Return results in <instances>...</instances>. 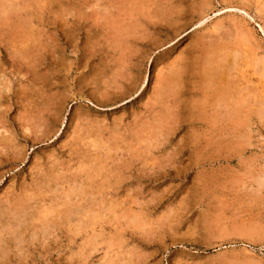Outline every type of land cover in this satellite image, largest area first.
Instances as JSON below:
<instances>
[{"label":"rangeland","instance_id":"1","mask_svg":"<svg viewBox=\"0 0 264 264\" xmlns=\"http://www.w3.org/2000/svg\"><path fill=\"white\" fill-rule=\"evenodd\" d=\"M1 6L0 264H264V0Z\"/></svg>","mask_w":264,"mask_h":264},{"label":"bare ground","instance_id":"2","mask_svg":"<svg viewBox=\"0 0 264 264\" xmlns=\"http://www.w3.org/2000/svg\"><path fill=\"white\" fill-rule=\"evenodd\" d=\"M145 1V0H144ZM131 2V1H130ZM161 2V1H160ZM175 2V1H174ZM162 3V2H161ZM2 4V3H1ZM138 4H140L139 2H138ZM150 4H151V2H150ZM9 5V4H8ZM11 5V4H10ZM112 5V4H111ZM13 6V5H12ZM143 6V5H142ZM5 7H7V6H5ZM4 6H1L0 7V9H1V13H0V18H2V17H5V18H8V16H9V11L5 8ZM141 7V6H140ZM14 8V7H13ZM152 8V7H151ZM169 8V7H168ZM118 9V8H117ZM156 9V8H155ZM162 11V10H161ZM14 12V11H13ZM165 12H168V11H165ZM172 12V11H171ZM175 12V11H174ZM162 13H164V12H162ZM169 13H170V10H169ZM185 13V12H184ZM183 13V14H184ZM14 14V13H13ZM175 14V13H174ZM176 14H178V13H176ZM180 15V14H179ZM178 15V16H179ZM174 16V15H173ZM15 17H17V16H15ZM19 18V17H18ZM178 18V17H177ZM179 19V18H178ZM12 21V20H11ZM7 22V21H6ZM177 22V21H176ZM0 23H2L3 24V22H2V20L0 21ZM4 23H5V21H4ZM9 23V22H8ZM178 23V22H177ZM10 24H12V23H10ZM30 25V24H29ZM131 25V24H130ZM171 25V24H170ZM16 26V25H15ZM10 27V26H9ZM14 27V26H13ZM135 27V26H134ZM20 30V29H19ZM216 30V29H215ZM11 31V30H10ZM241 31V30H240ZM17 32V31H16ZM30 32V31H29ZM11 33H13V32H11ZM18 33V32H17ZM212 34V33H211ZM12 35V34H11ZM8 36V35H7ZM12 36H10V38H11ZM20 37V36H19ZM5 38V37H4ZM13 38V37H12ZM10 40V39H9ZM33 41V40H32ZM13 42H15V41H13ZM16 43V42H15ZM16 44H18V43H16ZM31 44V43H30ZM29 45V44H28ZM15 46V45H14ZM18 45H16L15 47H17ZM24 46V45H23ZM19 47V46H18ZM17 47V48H18ZM24 47H26V46H24ZM20 48V47H19ZM18 51V50H17ZM24 51V50H23ZM26 52V51H25ZM27 54H29V53H27ZM24 55V54H23ZM31 56V55H30ZM27 57H28V55H27ZM113 57V56H112ZM211 58V57H210ZM239 58V57H238ZM122 65V64H121ZM211 65V64H210ZM209 66V65H208ZM209 69H211V68H209ZM120 71V70H119ZM211 71H214V70H211ZM207 72H209V71H207ZM107 73V72H106ZM212 73V72H211ZM116 74V73H115ZM215 75V74H214ZM210 77H211V74H210ZM209 78V77H208ZM207 78V79H208ZM212 78V77H211ZM217 78V77H216ZM261 78V77H260ZM210 79V78H209ZM213 79V78H212ZM211 79V80H212ZM220 79V78H219ZM218 80V79H217ZM178 82V84H179V81L180 80H177ZM210 81V80H209ZM219 81V80H218ZM206 82V81H205ZM176 83V82H175ZM208 83V82H207ZM221 83H222V80H221ZM174 84V83H173ZM172 84V85H173ZM213 85V84H212ZM215 85V84H214ZM218 85V84H217ZM182 86V85H181ZM210 86V85H209ZM119 87V86H118ZM175 87V86H174ZM176 87H177V84H176ZM178 87H179V85H178ZM207 87H208V85H207ZM210 88V87H209ZM208 88V90H210ZM116 89V88H115ZM211 91V90H210ZM222 91V90H221ZM173 92V91H172ZM206 92H204V94H205ZM122 94V93H121ZM203 94V95H204ZM207 95V94H206ZM117 97V96H116ZM226 98V97H225ZM104 99V98H103ZM60 100V99H59ZM109 100V99H108ZM209 100V99H208ZM208 102V101H207ZM104 104V103H103ZM207 105V104H206ZM205 105V106H206ZM209 106V105H208ZM240 106V105H239ZM160 108V107H159ZM204 112V111H203ZM95 124V123H94ZM33 126V125H32ZM32 129V128H31ZM106 129V128H105ZM29 130V129H28ZM101 129H99V131H100ZM33 130H31V132H32ZM95 133V132H94ZM98 133V132H97ZM30 134H32V133H30ZM120 135V134H119ZM110 136V135H109ZM6 137V136H5ZM139 137V136H138ZM142 138V137H141ZM140 138V139H141ZM6 139V138H5ZM0 141H2V140H0ZM140 141V140H139ZM241 141V140H240ZM124 143V142H123ZM131 143H133V142H131ZM136 143H138V142H136ZM139 144V143H138ZM1 145V144H0ZM153 145V144H152ZM126 146V145H125ZM1 147V146H0ZM17 147V146H16ZM127 147V146H126ZM140 147V146H139ZM3 148V147H2ZM5 148V147H4ZM141 149V148H140ZM1 150V149H0ZM102 151V150H101ZM95 153V152H94ZM89 156V155H88ZM91 157V156H90ZM92 162V161H91ZM97 163V162H96ZM53 167V166H52ZM83 167V166H82ZM95 167V166H94ZM110 168V167H109ZM53 170V169H52ZM88 170V169H87ZM82 172V171H81ZM67 173V172H66ZM97 175V174H96ZM108 175V174H107ZM50 176V175H49ZM89 176V175H88ZM77 177V176H76ZM107 177V176H106ZM96 178H97V176H96ZM91 179H93V178H91ZM90 179V180H91ZM69 180V179H68ZM67 180V181H68ZM73 180V179H72ZM89 180V179H88ZM74 181V180H73ZM37 182V181H36ZM60 182V181H59ZM47 183V182H46ZM67 183V182H66ZM69 183V182H68ZM91 183H92V181H91ZM55 184V183H54ZM71 184V183H70ZM49 185V184H48ZM63 185V184H62ZM93 185V184H92ZM95 185V184H94ZM45 186V185H44ZM97 186V185H96ZM64 187V186H63ZM72 187V186H71ZM48 189V188H47ZM58 188H56V190H57ZM97 190V189H96ZM64 191V190H63ZM83 192V191H82ZM77 193V192H76ZM72 194V193H71ZM74 194V193H73ZM78 194V193H77ZM92 195V194H91ZM85 196V195H84ZM35 198V197H34ZM80 198V197H79ZM27 199V198H26ZM83 199V198H82ZM86 199V198H85ZM30 201H31V199H29ZM61 202H62V199H61ZM66 202V201H65ZM19 204V203H18ZM15 205H16V203H15ZM20 205H21V203H20ZM44 205V204H43ZM54 205V204H53ZM73 205V204H72ZM76 205H77V203H76ZM30 206V205H29ZM71 206V205H70ZM55 207V206H54ZM71 207H73V206H71ZM80 207H81V205H80ZM19 208V207H18ZM23 208V207H22ZM66 208V207H65ZM82 208V207H81ZM28 210V209H27ZM17 211V210H16ZM59 211V210H58ZM69 211V210H68ZM74 212H77V211H75V210H73ZM24 212V211H23ZM23 212H22V214H23ZM46 212V211H45ZM85 212V211H84ZM87 212V211H86ZM79 213V212H78ZM139 214H140V212H138ZM143 213V212H142ZM27 214V213H26ZM67 214H70V213H67ZM62 215V214H61ZM66 215V214H65ZM73 216V215H72ZM81 216V215H80ZM96 216V215H95ZM140 217V216H139ZM144 217V216H143ZM26 220H27V218H25ZM51 219V218H50ZM77 219V218H76ZM101 220V219H100ZM132 220V219H131ZM19 223V222H18ZM17 223V224H18ZM95 223H97V222H95ZM20 224V223H19ZM45 224V223H44ZM92 224V223H91ZM81 226V225H80ZM79 228V227H78ZM15 229V228H14ZM91 229V228H90ZM16 230V229H15ZM18 230V229H17ZM16 230V231H17ZM91 239V238H90ZM139 253V252H138ZM126 255V254H125ZM117 262V261H116ZM124 262V261H123Z\"/></svg>","mask_w":264,"mask_h":264}]
</instances>
